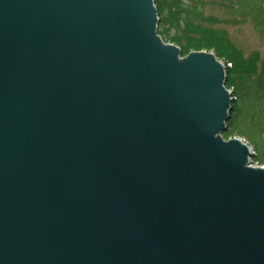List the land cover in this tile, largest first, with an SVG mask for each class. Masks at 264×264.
I'll return each mask as SVG.
<instances>
[{
  "label": "water",
  "instance_id": "95a60500",
  "mask_svg": "<svg viewBox=\"0 0 264 264\" xmlns=\"http://www.w3.org/2000/svg\"><path fill=\"white\" fill-rule=\"evenodd\" d=\"M158 24L154 0H0V264H264L225 65Z\"/></svg>",
  "mask_w": 264,
  "mask_h": 264
},
{
  "label": "trees",
  "instance_id": "16d2710c",
  "mask_svg": "<svg viewBox=\"0 0 264 264\" xmlns=\"http://www.w3.org/2000/svg\"><path fill=\"white\" fill-rule=\"evenodd\" d=\"M154 1L160 18L159 34L163 36L162 25L164 27L166 25L176 26L183 33L181 38L166 39L180 46L182 56H187L192 51H213L219 60H224L227 73L226 87L232 90L234 100L232 103L233 110L227 122L228 130L223 134V137L228 139L232 136H238L248 139L255 151L254 158L257 159L253 162L264 165V62H262L263 67L259 73L258 60L255 56L252 55L245 60L240 53L232 52L225 55L220 52V45L226 51L223 38L210 29L201 30L197 28L196 31L195 21L199 20L203 5L200 1H195L191 5L189 0ZM256 73H259L258 77L253 78ZM248 106L251 107L252 111L251 114H248L249 117L246 116ZM247 128H253L249 131H256L257 135L263 138V143L261 142L258 146L252 135L247 132Z\"/></svg>",
  "mask_w": 264,
  "mask_h": 264
},
{
  "label": "rangeland",
  "instance_id": "374dc122",
  "mask_svg": "<svg viewBox=\"0 0 264 264\" xmlns=\"http://www.w3.org/2000/svg\"><path fill=\"white\" fill-rule=\"evenodd\" d=\"M189 1L190 5L195 1H200L203 4L199 20L195 21L196 31L197 28L201 30L210 29L216 35L223 38L226 51H224L220 45V52L225 55L236 52L240 53L245 60L252 55L255 56L258 60L257 66L260 73L263 67L262 62H264V0ZM161 31L163 36L159 35L168 44L173 43L166 40L167 38H181L183 35L176 26L172 25H166L165 27L162 25ZM195 38H197V36H195ZM173 45L180 48V46L175 43ZM211 52L214 53L213 51ZM220 62L225 65L223 59H221ZM259 73H256V76L253 78L258 77ZM228 90L232 91L231 89ZM246 112V116L249 117L248 114L252 113L250 106L247 107ZM250 129L253 128H247L246 130L252 135L254 142L259 146L263 138L257 135L256 131L250 132ZM252 160H255V158ZM255 161H257V159ZM254 165H257V163L255 162Z\"/></svg>",
  "mask_w": 264,
  "mask_h": 264
}]
</instances>
